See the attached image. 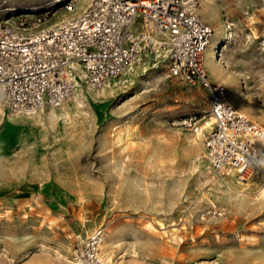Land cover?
Returning a JSON list of instances; mask_svg holds the SVG:
<instances>
[{
  "label": "rangeland",
  "instance_id": "rangeland-1",
  "mask_svg": "<svg viewBox=\"0 0 264 264\" xmlns=\"http://www.w3.org/2000/svg\"><path fill=\"white\" fill-rule=\"evenodd\" d=\"M61 1L0 0V19L41 27L89 2ZM198 1L214 29L207 49L220 44L210 78L264 125V0ZM166 67L148 53L31 117L0 97V264H71L76 235L98 227L118 264H264V176L232 183L210 171L209 91ZM20 117L34 119L22 141L8 122Z\"/></svg>",
  "mask_w": 264,
  "mask_h": 264
},
{
  "label": "built area",
  "instance_id": "built-area-1",
  "mask_svg": "<svg viewBox=\"0 0 264 264\" xmlns=\"http://www.w3.org/2000/svg\"><path fill=\"white\" fill-rule=\"evenodd\" d=\"M78 1L60 5L71 10ZM198 7V0H89L75 14L41 27L27 26L23 17L18 23L0 19V97L15 113L58 108L75 96L78 81L100 88L151 53L167 59V76L209 91L210 171L232 168L242 182L264 176V125L230 101L224 83L210 78L204 52L214 29ZM104 238L103 227L77 234L71 264H118L104 252Z\"/></svg>",
  "mask_w": 264,
  "mask_h": 264
},
{
  "label": "bare ground",
  "instance_id": "bare-ground-1",
  "mask_svg": "<svg viewBox=\"0 0 264 264\" xmlns=\"http://www.w3.org/2000/svg\"><path fill=\"white\" fill-rule=\"evenodd\" d=\"M76 7V6H75ZM74 7V8H75ZM73 8V9H74ZM72 10V9H71ZM19 17V16H18ZM68 17V16H67ZM12 18L13 17H9V18H6L5 20H7V21H11L12 20ZM66 18V17H65ZM64 19V18H63ZM62 20V19H61ZM60 21V20H59ZM59 21H56V22H59ZM12 23H15V22H13V21H11ZM56 22H54V23H56ZM33 27H36V26H33ZM213 37V36H212ZM212 40V39H211ZM211 43V42H210ZM209 46V45H208ZM220 48V44L218 43V42H216V41H213L212 42V44H211V46H210V48L209 49H207L206 48V52H204V63H205V66H206V69H207V71H208V74L210 75V72H209V70H208V67H207V64L208 63H210V62H213V58L214 59H217L218 60V53H219V49ZM205 57H206V59H205ZM141 59V58H140ZM206 60V61H205ZM207 63V64H206ZM133 65H134V63L133 64H131L130 65V67H129V69L131 70L132 68H133ZM129 69H127V70H129ZM84 72H82V74H83ZM125 73V71L123 72V74ZM79 83H80V81H78V85H79ZM111 83V81L110 82H108L107 83V85L108 84H110ZM81 89V88H80ZM77 90V89H76ZM79 90V89H78ZM81 93L82 92H78V94L76 95V96H78L77 98H79L80 99V95H81ZM82 96V95H81ZM232 97H233V99L235 100V101H239L238 99V96L236 95V94H234L233 95V93H232ZM79 99H77V100H79ZM242 112H245V108H242ZM203 128V127H202ZM203 129H200L199 130V136L200 135H202L203 134ZM261 143V142H260ZM259 143V144H260ZM262 145L260 146V147H263L264 146V142L262 141V143H261ZM233 177H235V179H236V181L238 182V183H240V182H242V181H239L238 179H237V177H236V175H235V172H234V169H232V168H230V169H228L227 170V178H228V181L229 182H232V178ZM233 183V182H232ZM243 183H246V182H243ZM230 184V183H229ZM231 185V184H230Z\"/></svg>",
  "mask_w": 264,
  "mask_h": 264
},
{
  "label": "crops",
  "instance_id": "crops-1",
  "mask_svg": "<svg viewBox=\"0 0 264 264\" xmlns=\"http://www.w3.org/2000/svg\"><path fill=\"white\" fill-rule=\"evenodd\" d=\"M221 62H210L208 63V67L213 71L215 72L218 67L220 66ZM211 78L213 80H216V77L213 76V75H210ZM219 78V77H218ZM220 79V78H219ZM27 116H34V114H30L28 113ZM34 121V119H30V118H27V117H20V118H15V119H10L9 122V127L11 129H14V128H21L22 131L20 132V136L18 137L19 140H23L25 138H28L30 136V133L26 130H24L25 128H30L31 127V123ZM6 126H4V128H6ZM264 147V146H263Z\"/></svg>",
  "mask_w": 264,
  "mask_h": 264
}]
</instances>
